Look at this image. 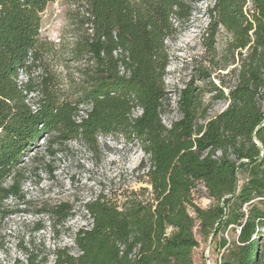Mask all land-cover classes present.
<instances>
[{"label":"trees","instance_id":"trees-1","mask_svg":"<svg viewBox=\"0 0 264 264\" xmlns=\"http://www.w3.org/2000/svg\"><path fill=\"white\" fill-rule=\"evenodd\" d=\"M57 1L0 0V205L22 199L27 177L71 142L96 153L100 138L121 137L147 158L142 187L84 205L92 223L74 234L77 253L57 248L26 264H194L197 234L219 239L218 264H264V0H212L203 40L211 50L229 37L227 73L210 82L227 107L210 117L188 84L170 126L167 42L204 0H74L56 45L41 30ZM73 211L54 206L55 227Z\"/></svg>","mask_w":264,"mask_h":264},{"label":"rangeland","instance_id":"rangeland-1","mask_svg":"<svg viewBox=\"0 0 264 264\" xmlns=\"http://www.w3.org/2000/svg\"><path fill=\"white\" fill-rule=\"evenodd\" d=\"M73 3L74 0H58L49 5L42 16L43 38L56 45L59 43L69 29L66 13L74 8ZM211 6L212 0L196 5L188 25L167 42L170 63L165 76L167 102L162 116L167 126L181 118L177 105L179 92L188 84L202 89V101L210 117L227 107L210 85V82L217 85L219 78L227 73L219 70L223 65L219 56L229 40L221 32L215 38L213 49L204 46L203 34L209 23L207 10ZM200 70L211 73L210 81H201ZM24 79L22 76L21 80ZM100 145L94 153L81 143H69L63 153L47 157L45 163L27 177L22 199H10L0 205V264H26L31 254L41 258L63 247H70L77 253L74 234L92 223L84 205L101 192L110 195L118 190L143 186L139 179L143 172L139 166L147 157L138 144L126 142L121 137H102ZM196 195L201 207L209 206L203 191ZM61 202L72 205L73 217L66 224L55 227L51 210ZM226 237L232 239L229 234ZM197 238L200 247L194 250V264H218L223 252L218 249L219 239L203 241L198 234Z\"/></svg>","mask_w":264,"mask_h":264}]
</instances>
